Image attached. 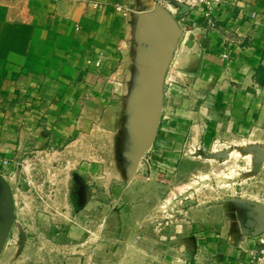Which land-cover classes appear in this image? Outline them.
Segmentation results:
<instances>
[{"label": "crops", "instance_id": "obj_1", "mask_svg": "<svg viewBox=\"0 0 264 264\" xmlns=\"http://www.w3.org/2000/svg\"><path fill=\"white\" fill-rule=\"evenodd\" d=\"M152 1L0 0V162L27 169L54 155L65 159L66 172L94 173L93 160H75L95 152L97 134L148 138L162 71L157 131L164 124L171 139L193 142L264 134V0H222L209 19L173 5L154 11ZM53 166L63 173V164ZM145 168L132 161L126 180L86 179L84 191L77 178L58 181L65 192L54 202L72 210L60 214L62 230L88 238L86 247H73L70 263L58 264H248L256 241L248 228L196 242L184 230L146 227V189L159 185L142 178ZM6 173L0 168V179ZM14 183L0 184V264H18L2 255L15 247L22 210L50 200L18 195ZM100 186L119 194L102 200L93 194ZM135 199L142 206L133 214ZM105 203L95 227L93 209Z\"/></svg>", "mask_w": 264, "mask_h": 264}, {"label": "rangeland", "instance_id": "obj_2", "mask_svg": "<svg viewBox=\"0 0 264 264\" xmlns=\"http://www.w3.org/2000/svg\"><path fill=\"white\" fill-rule=\"evenodd\" d=\"M163 125L158 128L159 132L156 131L153 143L142 153L146 140L142 141L136 132L131 134L128 131L125 140L118 138V130L111 131V135L108 131L97 134L95 152L75 160L78 164L86 162V158L93 160L100 167L94 173L66 172L65 164H68L65 159L46 155L37 160L43 171L38 172V164L33 168L27 166V169L18 164L10 174H4L2 181L5 184L14 181L18 195H44L50 200L46 204L32 202L22 210L19 217L23 219H19V230L16 229L13 236L15 247H9L10 252L4 253L2 260L13 257L18 264L70 263L77 255L73 247H80L79 244L88 238H75L67 235L66 229L62 230L66 226L61 222L60 214L70 216L72 210L69 204L54 202L65 192V189H60L58 181L70 182V179L77 178L79 183H73L79 184L77 189L82 191V183L86 179L123 181L127 179L124 167L132 161L146 167L143 179L159 185L146 189L148 198L143 201L148 202L144 217L146 227L152 226L154 231L164 234L170 229L184 230L196 242L198 239L222 240L230 232L248 228L250 236L256 238V247L259 237L264 236V134L261 132V136L254 140L216 137L193 142L171 139V129L165 130ZM262 130L264 132V128ZM56 163L63 164V173L54 170ZM103 168L105 171L101 172ZM5 170L9 173L12 169ZM38 179L43 181L40 191L36 186ZM93 190V194L102 200L119 194V191L108 187L100 186ZM67 195L71 196V193ZM130 195L135 196L133 193ZM155 198L160 202L154 203ZM137 201L139 205L135 199L129 206L132 213L142 206V200ZM109 206L106 203L95 206V227L101 223L98 217L107 213ZM115 207L118 208L117 204ZM39 213L45 217L39 220ZM199 215H206V219H200ZM132 223L133 219L128 221L129 226ZM200 231H205V235L199 236Z\"/></svg>", "mask_w": 264, "mask_h": 264}, {"label": "built area", "instance_id": "obj_3", "mask_svg": "<svg viewBox=\"0 0 264 264\" xmlns=\"http://www.w3.org/2000/svg\"><path fill=\"white\" fill-rule=\"evenodd\" d=\"M221 2L222 0H153L152 5H158L162 8H168L170 5H173L176 11L179 10L180 5H185L188 7L189 11L199 9L202 16L209 19L214 9L218 7ZM13 164L14 163L8 160H2L0 162V168L2 170L11 168V173L17 165ZM248 264H264V236L259 237L257 240V246L252 250Z\"/></svg>", "mask_w": 264, "mask_h": 264}, {"label": "water", "instance_id": "obj_4", "mask_svg": "<svg viewBox=\"0 0 264 264\" xmlns=\"http://www.w3.org/2000/svg\"><path fill=\"white\" fill-rule=\"evenodd\" d=\"M151 7L154 9V11L163 9L162 7H160L158 5H152V3H151ZM187 12H189L188 7H186L185 5L179 6L178 14H185ZM162 81H163V71H162L161 76L159 77V92H158L156 117H155V120L153 121V124L151 125L150 130H149L148 138L145 139L146 143L144 144V147L141 149V153L151 145L152 139L156 135L158 120H159L161 108H162ZM141 140L145 141L144 139H141ZM0 184L3 188H6V184L2 181V179H0Z\"/></svg>", "mask_w": 264, "mask_h": 264}]
</instances>
